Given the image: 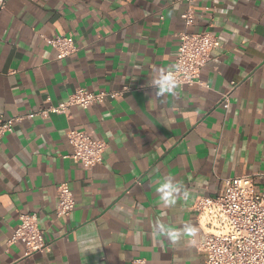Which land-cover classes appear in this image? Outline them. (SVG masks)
<instances>
[{
	"label": "crops",
	"instance_id": "obj_1",
	"mask_svg": "<svg viewBox=\"0 0 264 264\" xmlns=\"http://www.w3.org/2000/svg\"><path fill=\"white\" fill-rule=\"evenodd\" d=\"M184 3L171 0H6L0 9V115L65 101L77 87L122 90L87 109L24 117L0 140V264H199L189 238L201 229L197 194L222 179L264 172V0H197L190 31L221 45L200 72L203 85L157 96L152 82L175 65ZM71 33L77 50L57 59L48 38ZM235 83L233 86L232 83ZM229 94L228 102L222 96ZM106 142L102 163L85 169L70 154L69 128ZM167 176L190 193L165 207ZM66 182L75 207L56 216ZM34 212L49 251L24 256L7 241L19 214ZM195 226L172 242L157 225Z\"/></svg>",
	"mask_w": 264,
	"mask_h": 264
},
{
	"label": "built area",
	"instance_id": "obj_2",
	"mask_svg": "<svg viewBox=\"0 0 264 264\" xmlns=\"http://www.w3.org/2000/svg\"><path fill=\"white\" fill-rule=\"evenodd\" d=\"M6 0H0V9ZM197 0H171L172 3H184L180 14L184 30L178 34L175 65L172 69L180 85H203L200 72L211 58L213 49L221 42L211 30L190 31L194 24V3ZM56 52V58L71 56L77 47L71 33L48 38ZM233 86L235 83H232ZM122 90L90 91L84 87L75 88L65 101L46 108L4 118L0 115V140L13 125L24 117H47L50 113H62L70 106L87 109L93 104L103 103L107 97H116ZM229 94L222 96L228 102ZM71 145L70 157L85 169H91L102 163L106 142L86 132L69 127L66 130ZM221 192L214 196L197 194L190 209L196 214L201 229L198 240L189 238L191 244L201 253L199 264H264V172L241 174L222 180ZM56 216L69 215L74 207L73 193L66 182L56 188ZM21 242L24 256L49 251L50 243L45 239L34 212L19 214V222L7 243ZM131 264H146L145 258H134Z\"/></svg>",
	"mask_w": 264,
	"mask_h": 264
},
{
	"label": "clouds",
	"instance_id": "obj_3",
	"mask_svg": "<svg viewBox=\"0 0 264 264\" xmlns=\"http://www.w3.org/2000/svg\"><path fill=\"white\" fill-rule=\"evenodd\" d=\"M152 87L156 89L157 96H164L169 93L174 95L176 89L179 87V83L174 71L161 69L157 77L154 78ZM156 191L159 194L160 201L165 207L175 206L177 198L181 195V193L185 201H187L190 196V193L186 189L182 192L181 185L177 184L175 182V178L172 176L165 177L163 181L158 184ZM157 231L170 241L175 242L184 235L195 236L198 229L191 224H185L182 229L165 225H157Z\"/></svg>",
	"mask_w": 264,
	"mask_h": 264
}]
</instances>
